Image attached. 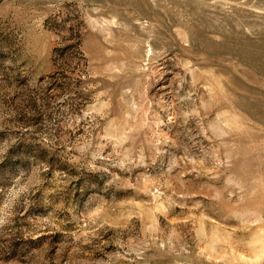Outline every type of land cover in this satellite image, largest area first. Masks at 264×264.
Instances as JSON below:
<instances>
[{"label":"rangeland","instance_id":"obj_1","mask_svg":"<svg viewBox=\"0 0 264 264\" xmlns=\"http://www.w3.org/2000/svg\"><path fill=\"white\" fill-rule=\"evenodd\" d=\"M0 264H264V0H0Z\"/></svg>","mask_w":264,"mask_h":264}]
</instances>
